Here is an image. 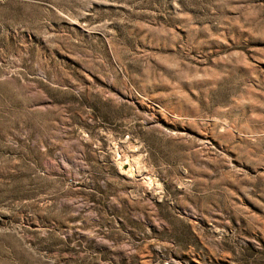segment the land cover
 Returning a JSON list of instances; mask_svg holds the SVG:
<instances>
[{
    "label": "rangeland",
    "instance_id": "374dc122",
    "mask_svg": "<svg viewBox=\"0 0 264 264\" xmlns=\"http://www.w3.org/2000/svg\"><path fill=\"white\" fill-rule=\"evenodd\" d=\"M0 264H264V0H0Z\"/></svg>",
    "mask_w": 264,
    "mask_h": 264
},
{
    "label": "bare ground",
    "instance_id": "6f19581e",
    "mask_svg": "<svg viewBox=\"0 0 264 264\" xmlns=\"http://www.w3.org/2000/svg\"><path fill=\"white\" fill-rule=\"evenodd\" d=\"M128 171H129V173H130V172H132V166H130V168H129V170H128Z\"/></svg>",
    "mask_w": 264,
    "mask_h": 264
}]
</instances>
